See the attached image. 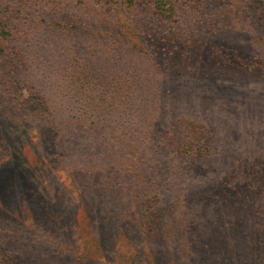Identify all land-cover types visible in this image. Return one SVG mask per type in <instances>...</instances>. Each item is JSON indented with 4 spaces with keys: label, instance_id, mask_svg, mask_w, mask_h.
<instances>
[{
    "label": "rangeland",
    "instance_id": "obj_1",
    "mask_svg": "<svg viewBox=\"0 0 264 264\" xmlns=\"http://www.w3.org/2000/svg\"><path fill=\"white\" fill-rule=\"evenodd\" d=\"M259 19L203 34L264 58ZM42 44L0 79V264H235L224 250L245 247L219 233L222 216L244 229L264 219V187L243 175L264 157V72L141 59L143 91L113 108L81 101ZM198 146L206 155L187 149ZM159 208L162 231L147 224Z\"/></svg>",
    "mask_w": 264,
    "mask_h": 264
},
{
    "label": "trees",
    "instance_id": "obj_2",
    "mask_svg": "<svg viewBox=\"0 0 264 264\" xmlns=\"http://www.w3.org/2000/svg\"><path fill=\"white\" fill-rule=\"evenodd\" d=\"M258 11L254 20L252 15ZM260 17H264V0H0V79L7 86L32 60L38 61L39 41L46 42L41 46L46 45L49 53L43 62L81 101L101 97L113 108L121 105L122 98L143 91V75L133 67L141 59L171 72L215 64L261 73L264 58L243 55L203 34L243 21L246 28L255 29ZM187 149H194L192 156L206 155L201 146ZM257 163L243 175L264 187V157ZM166 211L159 208L150 213V229H164ZM247 222L244 229L235 218L222 216L219 233L238 234L240 248L245 247L244 252L224 250L227 263L264 264V219L262 226ZM250 251L259 256H251ZM217 253L223 255L222 250Z\"/></svg>",
    "mask_w": 264,
    "mask_h": 264
}]
</instances>
